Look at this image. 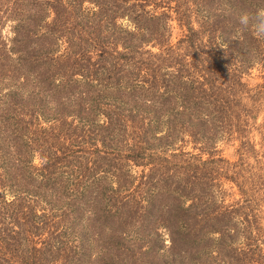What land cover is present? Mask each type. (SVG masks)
Wrapping results in <instances>:
<instances>
[{
	"label": "trees",
	"instance_id": "1",
	"mask_svg": "<svg viewBox=\"0 0 264 264\" xmlns=\"http://www.w3.org/2000/svg\"><path fill=\"white\" fill-rule=\"evenodd\" d=\"M3 19L0 264H264V0Z\"/></svg>",
	"mask_w": 264,
	"mask_h": 264
},
{
	"label": "rangeland",
	"instance_id": "2",
	"mask_svg": "<svg viewBox=\"0 0 264 264\" xmlns=\"http://www.w3.org/2000/svg\"><path fill=\"white\" fill-rule=\"evenodd\" d=\"M10 25H12L11 20L3 19V20L0 21V33L3 36L8 35L9 26ZM172 26H173V37H172V40L176 41L179 38L180 29L177 26V23L175 21L172 22ZM236 150H237V145L236 144L223 145L222 149H221V152H220V155H221V157H223V158H225L227 160L234 161V160H237L239 158V154H238V152ZM245 160L248 163L252 164V165L255 164L254 159L251 156L250 157H245ZM236 197H238V196H236Z\"/></svg>",
	"mask_w": 264,
	"mask_h": 264
}]
</instances>
